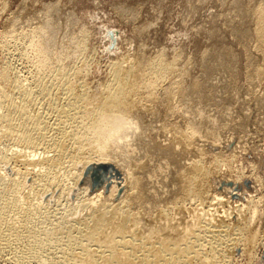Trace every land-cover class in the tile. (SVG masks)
<instances>
[{
    "label": "bare ground",
    "instance_id": "6f19581e",
    "mask_svg": "<svg viewBox=\"0 0 264 264\" xmlns=\"http://www.w3.org/2000/svg\"><path fill=\"white\" fill-rule=\"evenodd\" d=\"M253 15L256 21L255 40L260 43V51L264 55V12L257 7ZM36 32L38 33L39 30ZM31 33L29 31V37ZM46 39H41L42 41L26 39L30 41L27 45L29 44L35 55V58L29 55L30 58H34L31 59L33 64L30 63L35 70L29 72L30 77L26 74L29 77L26 85L21 76L17 75L18 71L7 68L8 64L5 63L6 66L2 69L1 80H5L9 93L7 90L5 92L6 88L4 92H0V141L11 144L14 149H19L11 151V155H8L10 154L8 152L0 153V257L2 260L6 264H229L235 253L246 255L249 250L246 246L256 242L258 229L255 233L252 232L251 226L254 223L250 224L252 219L243 215L242 208L232 211L234 214L230 213L229 215H232L230 217L223 213V216L218 215V206L224 204L223 198L226 197L230 202L237 203V207L238 203L239 206L244 207L241 202L249 199L248 192L242 190L237 181L227 180L214 183L215 189H211V166L208 168L204 165L202 150L195 147L196 141L192 140L196 137L195 132H188V129L178 132L172 128L176 144L182 147L181 150L178 148L176 150L187 157L182 167L179 166L178 161H174L175 164L172 162L174 169L169 179L171 187L167 188V194H170L171 198L166 197L163 200L164 204L160 202L162 206L159 202L156 203L159 198V200L155 199L156 202L150 198L153 195L148 193L151 189H145L150 171L144 169L149 173L146 179V175L136 171L137 166L133 168L136 171L134 173L126 157L121 161L117 159L120 163L116 160L118 157L115 156L117 154L114 150H117L115 148L121 143L120 140L125 141L126 136L131 137V142L134 139H132L134 133H131L132 136L130 134L133 126L131 122L137 121H133L130 117L132 110L141 105L140 100L143 96L152 100L157 89L162 87L165 81L173 83L175 78L181 77L183 71L179 73L174 70L173 65H170L171 62L166 63L163 61L164 58H154L149 61L145 59L146 62L141 64L142 60L139 62L127 55L124 60L111 63L108 81L97 95H92L83 81L87 68L86 66L85 69H81L83 63L79 69H73L76 67L74 66L70 70L66 68L64 70L60 67L61 60L55 64H50L48 60L50 66L47 65V69L43 70L48 62L45 61L47 58L44 59L47 55L44 53L48 52L46 50L50 47L49 44L52 45V42H48L52 41V38L48 41ZM15 41L20 43L22 38H16ZM20 44L22 47V43ZM260 72H264L263 69L259 68V75L262 74ZM77 77L80 79L76 83L74 79ZM172 83L167 87L169 96L173 91L180 90L176 89L178 86H172L175 82ZM161 96L164 98V95ZM138 124L140 126L141 122ZM167 124L165 123L166 127ZM206 125L205 128L208 126ZM136 127L140 131L139 127ZM169 127L166 129L169 130ZM173 127L180 130V126ZM207 130L210 132L208 128ZM140 132L144 136L143 131ZM214 132L212 131L211 134ZM206 134L200 132V137L207 136ZM145 138L146 136L144 137L146 141ZM173 138L168 139V142L173 141ZM212 138L211 136L209 139ZM127 140L130 139H126V144ZM145 143V147L149 146L148 140ZM153 143L152 146L155 145ZM165 144H162L164 147L161 148H166L168 144L166 146ZM120 146L121 151L126 149ZM134 146L131 147L133 150ZM158 146L157 149L161 151ZM172 149L170 148L169 153L176 151ZM121 151L119 150L120 153ZM141 152L143 153L142 149ZM169 156L170 154L167 157ZM177 156H180L179 153ZM214 157L216 158L217 155ZM173 158L172 161L176 159ZM130 160L129 162H132ZM165 162L168 164L167 161ZM134 164L139 165L136 162ZM168 167H171L170 164ZM144 171L142 168V172ZM92 177H95L93 182ZM218 189H221L219 194L215 192ZM155 193L159 192L155 191ZM220 196L224 197L220 198Z\"/></svg>",
    "mask_w": 264,
    "mask_h": 264
},
{
    "label": "rangeland",
    "instance_id": "374dc122",
    "mask_svg": "<svg viewBox=\"0 0 264 264\" xmlns=\"http://www.w3.org/2000/svg\"><path fill=\"white\" fill-rule=\"evenodd\" d=\"M249 1L0 0V92H4V89L6 88L5 92L8 91L9 93V88L5 80H1L2 69L6 66V64L9 65L7 68L9 67L11 71H18L16 73L21 76L25 85L28 81L27 78L31 75L30 73L35 70L33 65H31L32 58H30V56L35 58V55H33L34 52L30 48L29 44L27 45V43L30 42L29 40L42 41L41 39L45 40V38H47L46 41H48V39L50 40L52 38V41H48L49 43L52 42V45L51 43L49 44V48L51 49L48 48L46 50L48 52L44 53V55L50 54L48 56L46 55L44 58H47L45 61L47 62L49 60L50 64H55L58 60V62L61 60L60 63L62 66H60L61 64L58 65L61 68H64V70L65 68L66 70H70L74 66L76 67L73 69H79L83 64L85 67L82 66L81 69H85L87 66L84 72L86 74L83 76V81H85L84 83H86V86L88 87L90 93L92 92V95H97L102 90V86L106 83V81H108V70H110L111 63L116 60L122 61L127 55L137 61L142 60L141 62L139 61L141 64L145 63L147 60H154V58H164L163 61H166L168 64L171 62L170 65H173L174 70H177L179 73L183 71L181 77H177V79L175 78L173 81V83L175 82L174 84L172 82L165 81L166 83L164 82L162 87L157 89L154 95L155 98H152L153 101L151 98L146 96H143V99L141 98L142 100H140V106H143H137V109H133L130 113V117L133 121H137L131 122L133 126L131 125L130 134L134 133L133 136L131 134L132 139H134L131 142V137L128 136L129 138H127L126 136L125 141L124 139L123 141L120 140L121 143H118V147L115 148L117 150H114L117 154L115 156L118 157L116 160H125L123 157H126L128 165L131 166V169L134 171L135 169L133 168L137 166L138 168L136 167V171L141 172L144 176L146 175V179L148 177L147 175L151 173L147 179L145 189H151L150 192H148L150 195L153 194L151 196L149 195L150 198H153L155 202L156 198L157 200L160 199L156 203L159 202V205L162 206V204H164L163 200L166 197L168 199L171 198L170 194H167V191L169 187H171L169 179L171 178L172 171L174 169V167H172V162L174 163V161H178L177 163L182 167L186 161L185 158L187 157L186 155H182L180 151L178 152L176 150L177 148L178 150H181L182 147L179 144H176L177 142L174 140L175 138H173L174 135L172 134V130L174 129L178 132H183L185 129H188V132H195L196 137L194 136L195 138L193 137L194 139H192L194 142L196 141L195 143L197 146L195 145V147L202 150L201 155L203 163H205L204 165L208 168L211 166L210 168L212 169H210L212 174L210 179L211 189H215V184L217 182L227 180L231 182L237 181L236 183L241 185L242 190H246V192H248L247 194L249 199L241 202L242 205L244 204V207L246 206L245 208L243 206H239V203L238 208L237 203L234 202V204L226 197L220 196V198L224 197L228 200V203L223 198L225 202L223 205L218 206V215L223 216L224 214L227 216L230 213L233 215L235 209L242 208L241 212L243 215L251 217H247L252 219V221L250 220V224L252 225L254 223L253 226L250 225L252 227V232L255 233L258 229L256 232L258 233L256 242L254 244L252 243L253 245L248 244L246 246L247 250L249 249L247 254L249 255L250 251V255H240L239 252L235 253L232 256L234 259L232 258V261L229 264H264V72H260L262 73L260 75L258 73L259 68L264 71V55L260 51V43L257 39V41L255 40L256 37L254 32L256 31V21L253 17V11L257 7L264 12V0ZM249 9H252V13ZM37 30H39L38 33L36 32ZM29 31L30 33L32 32L30 37ZM22 34L26 37L24 36L23 38V36H21ZM12 35L15 37L13 38ZM7 36L9 38H7ZM32 36L35 39H33ZM19 37L22 38L20 43H22L23 46L26 45L25 47H29H20L21 44L19 41H15L16 38ZM25 38L29 40H26ZM85 39L86 41H84ZM19 52L24 53V55H21L22 53L20 54ZM27 55L30 56L28 57ZM66 55H68L67 58ZM19 56L21 57L20 59ZM26 56L28 59H26ZM34 58L32 60H34ZM49 61L47 63L45 62L46 67L43 70L47 69V65L48 67L50 66ZM8 62H10V64ZM27 64L28 66L30 64L31 67H28ZM250 77L253 78L251 79ZM79 79L80 78L78 77L75 78L74 82H79ZM171 83L173 84V87L178 86L176 89L180 90L176 92L173 91L169 96L167 93V87ZM191 86L194 87L191 88ZM161 95H164V98H162ZM144 97L146 98L145 100ZM162 103L166 106L163 107ZM175 105L177 106L176 108ZM154 107H156L157 110ZM167 108L170 109L168 110ZM190 109L193 110L191 111ZM185 112L186 114H184ZM181 113H183V115ZM153 114L155 117H152ZM199 115L200 117H198ZM135 117L136 119H134ZM163 118L166 119L163 120ZM199 120L201 121L199 122ZM140 122L141 124L139 126L138 123ZM154 122L155 124H153ZM165 123H168L167 127ZM205 123H208L207 125L209 127ZM145 124L147 125L145 126ZM185 125L195 131H190L189 127ZM192 125H196L198 128L196 129V127H193ZM205 125L207 126L206 128ZM136 126L139 127L138 129H140V131L142 130L144 132H142L144 136L141 135V132L137 130ZM173 126H180V130H177V127H175V129ZM211 126L213 127L211 128ZM168 127L169 130L166 129ZM199 128L201 129L199 133H197ZM214 129H216V132H214ZM159 131H161L162 134ZM212 131L215 134H211ZM138 132H140L139 134L141 136ZM200 132L201 134H206V132L208 134H206L207 136L202 135V138L200 137ZM148 134L150 137L147 136ZM145 136L149 145L147 147H145L146 143L144 144V142H147V140H144ZM211 136L213 138L209 139ZM171 137L173 138V141H170L172 143L168 142V139H172ZM126 139H130L127 140V144L125 143ZM137 141L142 145L138 144ZM141 141H143V143ZM152 143L155 145L152 146ZM156 143L159 144V146ZM164 143H166L165 146L168 144L167 147L161 148L164 147V145H162ZM171 144L172 146H170ZM156 145L162 150L160 151L157 149ZM119 146L126 149L123 148L124 150L122 149L123 151H121ZM133 146L135 148L134 150L132 149ZM151 146L153 147L152 149ZM168 146L170 147L168 148ZM179 146L181 147L180 149ZM136 147L138 148L136 149ZM173 147H175L174 149L176 151L172 149ZM0 148V153L8 152L10 153H6L8 155L12 154L11 151L14 152L18 149H14L11 144L4 143L3 141H0ZM170 148L175 152L169 153L171 152ZM8 149H10V151ZM141 149L143 153L141 152ZM144 151L146 153H144ZM138 152L141 154H138ZM177 152L180 155L179 157L177 156ZM124 153L126 155H124ZM168 154L172 156L167 157ZM139 155H141L142 158ZM162 155L167 159L170 158V161L164 159L165 157L163 158ZM216 155L217 157L215 158L214 156ZM134 156L139 160H137ZM173 156L176 159L172 161L171 158H173ZM133 157L136 161H134L135 159ZM130 159L132 162L134 161L139 163V165L144 163L146 168H144V165L139 166L134 164V162H129ZM118 160L117 162H119ZM140 160H143L144 162H140ZM181 160H183V162ZM215 160L218 161V163ZM165 161H169L168 164ZM169 164L172 169L171 167H168ZM141 167L143 168V171L145 169V171L150 172H142ZM139 168H141V170ZM165 168H167L168 171L165 170ZM136 171H134V173ZM94 179L95 177H92V182ZM153 186H155V188ZM161 189L164 190L161 191ZM151 191H153V193H151ZM155 191L159 193L156 194ZM220 191L221 189H218L215 192L220 193ZM164 193L165 195H161ZM157 195L160 197H157ZM247 201L248 203L250 202L249 206L247 205ZM1 260L2 258L0 259V264H4L5 262Z\"/></svg>",
    "mask_w": 264,
    "mask_h": 264
}]
</instances>
